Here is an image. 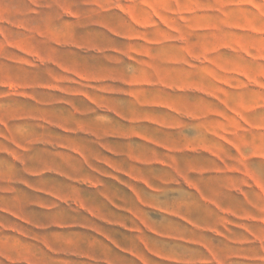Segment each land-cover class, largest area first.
<instances>
[{"label": "rangeland", "instance_id": "obj_1", "mask_svg": "<svg viewBox=\"0 0 264 264\" xmlns=\"http://www.w3.org/2000/svg\"><path fill=\"white\" fill-rule=\"evenodd\" d=\"M0 264H264V0H0Z\"/></svg>", "mask_w": 264, "mask_h": 264}]
</instances>
